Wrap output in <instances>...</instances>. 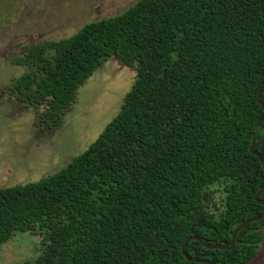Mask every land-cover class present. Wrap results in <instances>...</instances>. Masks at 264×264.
<instances>
[{
    "label": "trees",
    "instance_id": "trees-1",
    "mask_svg": "<svg viewBox=\"0 0 264 264\" xmlns=\"http://www.w3.org/2000/svg\"><path fill=\"white\" fill-rule=\"evenodd\" d=\"M110 58L136 71L120 112L55 174L0 188V245L16 233L41 237L27 264H203L183 256L188 238L229 246L238 224L264 214L254 201L264 170L249 150L264 137V0H139L25 46L11 58L24 72L2 90L52 131ZM255 151L264 158V144ZM263 227L242 228L231 250L190 241L185 255L248 264Z\"/></svg>",
    "mask_w": 264,
    "mask_h": 264
},
{
    "label": "rangeland",
    "instance_id": "rangeland-1",
    "mask_svg": "<svg viewBox=\"0 0 264 264\" xmlns=\"http://www.w3.org/2000/svg\"><path fill=\"white\" fill-rule=\"evenodd\" d=\"M139 0H0V188L22 186L53 175L83 153L117 116L133 87L136 71L114 58L103 63L79 89L76 101L52 130L35 125V113H20L3 88L24 68L11 58L25 46L60 40L84 24L113 18ZM208 204L222 209L220 187ZM264 234V227L262 228ZM41 237L16 233L0 245V264H27L40 253ZM248 264H264V239Z\"/></svg>",
    "mask_w": 264,
    "mask_h": 264
},
{
    "label": "water",
    "instance_id": "water-1",
    "mask_svg": "<svg viewBox=\"0 0 264 264\" xmlns=\"http://www.w3.org/2000/svg\"><path fill=\"white\" fill-rule=\"evenodd\" d=\"M264 92V88H262L256 95V102L257 103H260V96L262 95V93ZM261 106V109L264 113V105L260 104ZM264 144V137L259 140V141H255V139L252 140V144L250 146V153L252 155H254L258 161L260 162V164L262 165V168L264 170V158L258 153L255 151V149ZM264 193V186L262 189H260L255 195H254V201L262 206H264V201L262 200H259V197L260 195ZM264 220V214L262 216H258V217H253V218H250V219H247L243 222H241L240 224H238L235 229L233 230L232 232V236H231V242L229 244V246H226V245H223V244H206L204 241H202L199 237L197 236H192L190 238H188L185 243L183 244L182 248H181V252L183 254V256H185L186 260H188L189 262H195V263H203V264H214L210 261H207V260H191L189 259L186 255H185V252H184V249L186 247V245L190 242V241H197V242H200L205 248L207 249H220V250H231L233 249L234 245H235V238H236V235L237 233L244 227H246L247 225L249 224H252V223H255V222H260Z\"/></svg>",
    "mask_w": 264,
    "mask_h": 264
}]
</instances>
